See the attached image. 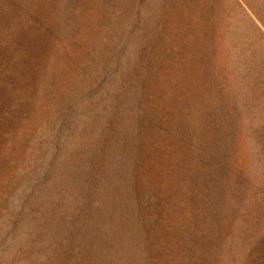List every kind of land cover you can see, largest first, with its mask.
Segmentation results:
<instances>
[{"label": "rangeland", "instance_id": "1", "mask_svg": "<svg viewBox=\"0 0 264 264\" xmlns=\"http://www.w3.org/2000/svg\"><path fill=\"white\" fill-rule=\"evenodd\" d=\"M0 264H264V0H0Z\"/></svg>", "mask_w": 264, "mask_h": 264}]
</instances>
